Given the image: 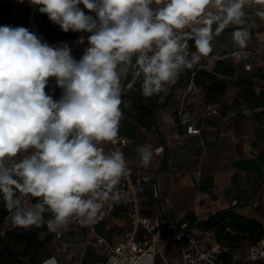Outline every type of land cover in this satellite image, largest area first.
Returning a JSON list of instances; mask_svg holds the SVG:
<instances>
[{
  "label": "clouds",
  "instance_id": "1",
  "mask_svg": "<svg viewBox=\"0 0 264 264\" xmlns=\"http://www.w3.org/2000/svg\"><path fill=\"white\" fill-rule=\"evenodd\" d=\"M28 2L40 5L38 11L63 33L87 34V46L77 59L67 42L50 45L36 30L0 26V197L13 226L46 225L57 233L70 219L86 224L106 202L125 198L117 185L128 171L127 162L113 147L124 118L121 105L131 108L123 95L137 90V83L145 98L165 93L185 70L213 52L214 36L226 28L233 29L232 40L243 49L250 37V3ZM256 15L264 17V9ZM84 41L85 35L77 39L78 44ZM52 77L62 90L56 100L45 90ZM29 149L30 154L14 161ZM136 151L141 165L149 167L161 150L141 145ZM28 197L34 200L31 206L24 204ZM46 213L51 218L45 219ZM43 264L58 262L53 256Z\"/></svg>",
  "mask_w": 264,
  "mask_h": 264
},
{
  "label": "crops",
  "instance_id": "2",
  "mask_svg": "<svg viewBox=\"0 0 264 264\" xmlns=\"http://www.w3.org/2000/svg\"><path fill=\"white\" fill-rule=\"evenodd\" d=\"M249 3L250 37L246 46L239 48L231 37L233 29L226 28L214 36L213 52L208 59L202 58L191 70L211 71L217 59L229 56L236 64L237 76L251 81L258 92L264 91V17L257 16L256 11L264 9V4L254 0ZM189 48L195 51L191 41ZM240 50H249V56L235 59L227 55ZM82 54L78 53L79 58ZM227 82L225 94L215 103L205 102L197 87L185 93L184 82L171 85L163 93V104L158 101L155 120L149 128L125 116L121 120L118 138L131 169L130 179L139 181L136 193L141 216H157L165 226L176 218L192 223L216 211L230 209L264 223V106L250 107L237 95L239 87L234 79ZM212 104H218L221 115L202 116L204 107ZM185 105L196 113L199 134H186L183 126L174 125L176 110ZM141 145L161 150L149 167L140 163L136 149ZM117 188L125 194L121 184ZM112 203L106 202L97 217L86 224L70 219L65 229L53 233L39 251L35 264H43L53 256L58 264H67L81 254L85 260H99L100 252L89 243L94 236L89 226L108 240L116 239L128 227L129 220L124 215L126 194L118 212L109 210ZM31 204L26 200V205ZM7 217L4 227L13 226L6 222ZM62 240L68 243L65 251L59 249Z\"/></svg>",
  "mask_w": 264,
  "mask_h": 264
},
{
  "label": "trees",
  "instance_id": "3",
  "mask_svg": "<svg viewBox=\"0 0 264 264\" xmlns=\"http://www.w3.org/2000/svg\"><path fill=\"white\" fill-rule=\"evenodd\" d=\"M13 7V0H0L1 18L11 23V26H23L29 28L27 11L19 14L15 19H10V12ZM34 15L33 22L37 31L45 37V40L52 45L59 44L61 41L67 42L72 48L73 55L79 59L75 47L71 44L70 39L73 32L63 33L59 26L53 24L46 14H41L38 9ZM82 7V6H81ZM87 11V10H85ZM134 63V61H133ZM134 67L130 68L127 80H132ZM193 85L199 88L203 93L205 102H218L228 87V79H234L235 85L239 87L237 95L241 97L250 107L264 106V91L256 92L252 87L251 81L237 76L236 64L229 56L217 59L211 69L185 70L177 79L176 83L190 80ZM174 85V84H173ZM136 89L123 95L125 101H131V108H124L123 116L135 121L137 124L149 128L155 120V109L159 98L163 93L154 95L149 98L143 97L139 92V83ZM52 93V91H51ZM49 93V94H51ZM55 96V92L51 94ZM30 202H34L29 197ZM123 200L119 203H112L109 210L113 213L119 211ZM9 215V212L3 206L2 197H0V264H35L39 251L51 240L53 232H49L46 225L37 228L32 226L23 229L15 226L4 227L3 222ZM51 218L50 213L45 214V219ZM199 227L212 228L218 242L233 248V244L245 240L248 244L257 242L262 237V227L259 222L241 216L230 209H224L208 214L206 218L198 222ZM43 233V235H38ZM223 264H253L251 262H237L226 253L221 255Z\"/></svg>",
  "mask_w": 264,
  "mask_h": 264
},
{
  "label": "built area",
  "instance_id": "4",
  "mask_svg": "<svg viewBox=\"0 0 264 264\" xmlns=\"http://www.w3.org/2000/svg\"><path fill=\"white\" fill-rule=\"evenodd\" d=\"M249 54V50H240L227 55L240 59L241 57H248ZM203 58L208 59V57ZM184 86L185 93H190L195 88L191 79ZM53 88L56 89L54 100L59 99L61 89L56 87L55 82ZM164 98V96L159 98L161 105ZM162 109L159 110L161 115ZM221 112L218 104H212L204 107L201 115L204 117L208 115L220 116ZM195 119L196 113L185 105L176 110L174 125L183 126L186 134H199L200 129L195 125ZM113 147L121 150L122 142L118 137ZM127 169L128 171L122 177L120 184L126 194L127 205L124 209V215L129 220L128 227L116 239L108 240L96 233L93 226H89V230L94 233L93 239L89 243L100 252L101 258L99 260H85L81 254L79 258L67 264H157L158 261L161 264H179L176 258L168 259L163 255L162 248L165 236L183 238L180 246L181 264H223L221 261L223 253L230 255L234 261L240 263L264 258V223L260 224L262 237L257 242L248 244L244 250L233 251V248L230 249L217 241L212 228L199 227L198 222L200 219H196L192 223H186L180 218H176L163 226L157 216H141L138 210L139 199L136 193V185L139 181L138 178L134 181L130 179L131 169L128 162ZM27 199L25 198L24 201ZM67 246L68 243L62 240L59 244L60 251H65Z\"/></svg>",
  "mask_w": 264,
  "mask_h": 264
},
{
  "label": "rangeland",
  "instance_id": "5",
  "mask_svg": "<svg viewBox=\"0 0 264 264\" xmlns=\"http://www.w3.org/2000/svg\"><path fill=\"white\" fill-rule=\"evenodd\" d=\"M30 6H31V4L28 2V0H23V2H20V0H13V7H12L11 12H10V19L11 20L15 19L19 14H21V13H23L25 11L29 12ZM5 22L6 21L1 18V11H0V25H5ZM80 35H85L84 44H78L77 43V39H78V37ZM86 36H87V34H83V33H73L72 34L70 42L75 47V49L77 50L78 53H83V49L87 46ZM52 80H53V77L49 78V83ZM52 82L54 83L55 81L53 80ZM45 90H46V93H51V91H52V93L56 92V89H54L49 84L46 86ZM30 151L31 150H28V153H20L16 158H14V161H18L22 156L30 154ZM14 161H9L8 163H12ZM27 200H29V197H28ZM24 204H25V206H28V205H26V201H24ZM9 215H8V217H9ZM6 222L9 224V222H11V221L6 219ZM182 241H183V238L178 237V236H173V237L165 236L164 245H163V248H162L163 255L166 258H168V259L176 258L179 261V264H181V261H180V246L182 244ZM247 245H248V242L245 241V240L238 241L237 243L233 244V251L244 250ZM89 249H88V252H87V256L90 255ZM251 263H253V264H264V258H260V259H258L256 261H252ZM157 264H161V262L158 261Z\"/></svg>",
  "mask_w": 264,
  "mask_h": 264
},
{
  "label": "water",
  "instance_id": "6",
  "mask_svg": "<svg viewBox=\"0 0 264 264\" xmlns=\"http://www.w3.org/2000/svg\"><path fill=\"white\" fill-rule=\"evenodd\" d=\"M37 8H38V5H34V6H32V9H31V12L29 13V16H28V25H29V28H30V30H36L37 31V29H36V27L34 26V22H33V18H34V15L36 14V12H37ZM39 33V32H38ZM40 34V33H39ZM43 36V35H42ZM44 37V36H43ZM44 39H45V37H44ZM48 42V41H47ZM49 43V42H48ZM50 44V43H49ZM50 45H52V44H50ZM49 85L50 86H54V83H49ZM61 92H62V90H61Z\"/></svg>",
  "mask_w": 264,
  "mask_h": 264
},
{
  "label": "bare ground",
  "instance_id": "7",
  "mask_svg": "<svg viewBox=\"0 0 264 264\" xmlns=\"http://www.w3.org/2000/svg\"><path fill=\"white\" fill-rule=\"evenodd\" d=\"M32 6H34V5L31 4V6H30V10H29V13L31 12ZM29 13H28V16H29ZM53 80L55 81V78H54V77H53ZM53 80H52V81H53ZM52 81H51V82H52ZM52 83H53V82H52Z\"/></svg>",
  "mask_w": 264,
  "mask_h": 264
}]
</instances>
